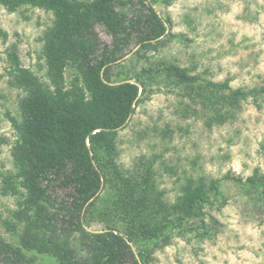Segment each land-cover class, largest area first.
<instances>
[{
  "label": "trees",
  "instance_id": "16d2710c",
  "mask_svg": "<svg viewBox=\"0 0 264 264\" xmlns=\"http://www.w3.org/2000/svg\"><path fill=\"white\" fill-rule=\"evenodd\" d=\"M137 1L0 0L10 12L30 7L53 15L41 37L44 75L22 63L15 44L6 49L8 83L21 96L18 114L8 113L11 166L0 171V194L15 200L2 220L9 236L0 233L1 264H42L45 257L55 264H155L157 249L175 236L200 243L219 234L211 209L227 203L225 182L264 217L259 168L246 177L185 176L170 200L158 183V155L132 167L121 162L119 133L155 91L177 94V113L201 116L209 127L233 123L244 103L260 109L264 99V85L233 87L230 77L214 80L208 70L174 61L127 67L170 35L171 22L158 9L170 0ZM163 131L172 133L169 125ZM96 223L103 227L92 229Z\"/></svg>",
  "mask_w": 264,
  "mask_h": 264
},
{
  "label": "rangeland",
  "instance_id": "374dc122",
  "mask_svg": "<svg viewBox=\"0 0 264 264\" xmlns=\"http://www.w3.org/2000/svg\"><path fill=\"white\" fill-rule=\"evenodd\" d=\"M158 9L171 22L168 39L159 50L127 65L163 59L208 70L214 80L230 77L233 87L264 85V0H170ZM52 19V13L40 8L10 12L0 4V171L11 166L15 136L8 113L18 114L21 96L8 83L6 49L15 44L22 63L44 75L41 37ZM98 31L110 42L104 28ZM178 98L163 88L137 107L119 133L125 166L132 167L143 155H158V183L170 200L180 193L185 176L222 177L230 172L246 177L256 168L264 174V99L260 109L251 101L244 103L233 123L209 127L201 116L179 115ZM167 125L171 135L164 134ZM223 185L227 203L211 209L221 223L219 234L200 243L175 236L157 249L155 264H264V217L240 188L231 182ZM14 206L13 197L0 194V233L6 237L2 220ZM102 227L96 223L92 229ZM42 264L55 263L45 257Z\"/></svg>",
  "mask_w": 264,
  "mask_h": 264
}]
</instances>
